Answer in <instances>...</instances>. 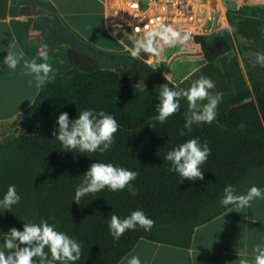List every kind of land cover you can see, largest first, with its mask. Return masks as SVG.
Listing matches in <instances>:
<instances>
[{"label": "trees", "instance_id": "16d2710c", "mask_svg": "<svg viewBox=\"0 0 264 264\" xmlns=\"http://www.w3.org/2000/svg\"><path fill=\"white\" fill-rule=\"evenodd\" d=\"M230 12L236 33L264 51V8L229 10V18ZM211 42L207 72L221 76L218 66L229 56L231 46L220 35ZM67 57L70 67L64 78L45 80L34 102L13 123L14 134L0 142V197L10 184L22 196L12 212L0 213V231L22 230L26 221L39 222L44 217L83 242L77 264H119L142 239L190 248L195 230L226 212L220 203L226 185L242 193L264 177L259 173L264 172V80L249 87L242 77L233 76L224 86L216 84L213 91L222 92L223 100L211 124L194 125L191 132L183 129L187 102L182 100L180 112L153 129L147 124L156 114L159 86L174 83L148 64L149 53L133 57L132 66L124 70L105 68L75 49L68 50ZM141 84L146 86L140 88ZM249 98L253 101L241 105ZM86 108L111 113L119 123L111 150L103 154L65 151L53 136L62 112L75 119ZM181 130L186 135H180ZM192 137L207 141L211 153L202 165L203 180L182 181L169 171L170 162L164 157ZM96 161L138 171L132 182L137 195L105 188L79 204L73 201L81 176ZM255 185L263 188L264 182ZM138 208L154 220L152 229L138 227L113 240L108 230L111 214L124 217Z\"/></svg>", "mask_w": 264, "mask_h": 264}, {"label": "clouds", "instance_id": "9594fccd", "mask_svg": "<svg viewBox=\"0 0 264 264\" xmlns=\"http://www.w3.org/2000/svg\"><path fill=\"white\" fill-rule=\"evenodd\" d=\"M259 2L264 4V0ZM191 40L190 30L182 31L171 23H159L151 29L145 27L143 34L133 40L130 54L136 58L142 53L160 56L166 47H187ZM5 51L7 55L0 60V65L6 66L9 71L20 67L24 75L31 77L28 81L30 85L35 83L36 87H39L52 72L50 64L26 59L24 52L18 51L13 41ZM40 55L47 58L46 52H41ZM252 63L253 66H264V52H257ZM4 69L0 67V71ZM165 78L169 80L167 73ZM171 85L172 87L165 83L159 86L158 95L155 97L159 101L155 108L156 114L150 116L148 126L156 129L158 124L166 123L170 117L180 112L182 100L187 102V109L183 112V129L187 132H191L194 125L211 124L216 120L223 93L213 91L216 84L211 77L201 75L186 88ZM56 123L58 129L53 132V136L60 142L62 149L80 154H103L111 150L115 134L120 127L113 114L93 108L79 111L75 119H70L69 113L62 112ZM180 135H186V132L181 130ZM210 153L207 141L192 137L169 150L164 159L170 162L169 171L178 174L182 181L203 180L205 172L202 165L208 160ZM138 175V171L129 168L111 162L96 161L81 176V182L75 187L73 201L79 204L82 198L101 192L105 188L112 192L127 189L128 193L135 197L137 189L132 182ZM223 193L220 203L227 213L233 212V208L250 207L251 202L256 199H264V188L255 184L244 193L238 192L234 185L228 184L223 188ZM21 201L22 196L16 185H8L6 192L0 197V213L12 212L13 206L19 205ZM153 225L154 220L139 208L124 217L112 213L108 220V230L115 241L129 230L139 227L150 231ZM0 237L3 238V243H0V264H77L82 257L83 242L60 231L55 222L50 223L49 219L44 217H41L39 222L26 221L22 230L13 227L7 233L0 231ZM238 255L239 264H264V242L256 243L252 247L251 258L246 245ZM125 262L144 264L140 256L134 253L124 256L120 264Z\"/></svg>", "mask_w": 264, "mask_h": 264}, {"label": "crops", "instance_id": "0c3cea01", "mask_svg": "<svg viewBox=\"0 0 264 264\" xmlns=\"http://www.w3.org/2000/svg\"><path fill=\"white\" fill-rule=\"evenodd\" d=\"M214 1L221 13L226 15L229 10L243 7L264 8L259 0ZM43 11L49 13L51 20L56 17L82 44L92 46L106 56L127 54L133 58L130 54L133 43L117 39L108 31L102 0H0V60L7 55L5 50L11 41L16 44L18 51L24 52L26 59H35L31 53L35 48L31 46V40L34 42L43 37L37 28L29 31L27 23L30 21L24 18L39 20ZM56 49L59 48L43 46L39 48V55L41 52L55 54ZM70 49L74 48L68 47L66 51ZM66 58L69 65V59ZM0 67L5 68L0 71V123H4L23 115L43 84L39 87L35 83L30 85L28 81L31 77L24 75L20 67L15 71L7 70L6 66ZM51 73L46 80H51ZM232 211L224 212L199 226L188 249L142 239L130 253L139 255L144 264H239L238 252L243 251L245 245L251 258L252 247L264 242V199H256L250 207L233 208ZM0 243H3L2 237Z\"/></svg>", "mask_w": 264, "mask_h": 264}, {"label": "rangeland", "instance_id": "374dc122", "mask_svg": "<svg viewBox=\"0 0 264 264\" xmlns=\"http://www.w3.org/2000/svg\"><path fill=\"white\" fill-rule=\"evenodd\" d=\"M96 5L100 7L97 3ZM43 12L39 20L38 18L35 20L32 18L31 20L29 18L26 20L24 18V20L30 21L27 23L29 31L37 28V32L43 37V39L39 38L34 42L31 40V46L35 47L31 50V53L38 63H48L51 65L53 73H51V79L64 78L69 68L68 62L66 61V50L68 47L74 48L78 52L96 59L99 64L105 68L124 70L132 66V58L127 54L109 55V57L106 55H99L97 51L89 48L86 44H82L56 17L54 20H51L49 19V13L46 11ZM231 13L232 12H230V18L229 12L227 14L228 26L224 31L218 34L192 36V40L187 47H182L180 45L166 47L160 56L149 53L151 58H149L148 64L155 68L163 77H165V73H167L169 81L176 85H180L187 81L192 82L201 75L211 77L207 72L211 57V41L215 35H220L228 39L231 51L229 56H227L222 63H219L218 71L221 73V76L217 73L211 77L215 84H218V87L224 86L233 80V76L242 77L249 87L263 81L264 66L259 64L253 66L252 63L255 61V54L261 51L258 50L257 45L253 41H249L236 33L235 28L231 25V19L234 18V15ZM233 21L234 20H232V23ZM229 28L233 30L230 31ZM43 46H54L59 49L55 50V54L46 52L47 58L45 59L39 55V48ZM63 50H65L64 53L62 52ZM145 86L146 84H141L140 88ZM17 121H19V119L0 123V142L14 134L15 127L13 123H17ZM259 173L261 175L264 174V172ZM262 182H264V177H260L254 184H261ZM240 190L241 189H239V191ZM245 191L244 189V192Z\"/></svg>", "mask_w": 264, "mask_h": 264}, {"label": "built area", "instance_id": "2783aa9c", "mask_svg": "<svg viewBox=\"0 0 264 264\" xmlns=\"http://www.w3.org/2000/svg\"><path fill=\"white\" fill-rule=\"evenodd\" d=\"M102 1L108 31L125 42L133 43L145 27L151 29L159 23H171L182 31L190 30L193 37L218 34L228 26L227 15L221 13L214 0Z\"/></svg>", "mask_w": 264, "mask_h": 264}, {"label": "water", "instance_id": "95a60500", "mask_svg": "<svg viewBox=\"0 0 264 264\" xmlns=\"http://www.w3.org/2000/svg\"><path fill=\"white\" fill-rule=\"evenodd\" d=\"M253 101V98H249V99H247L246 101H244L241 105H243V104H247V103H250V102H252Z\"/></svg>", "mask_w": 264, "mask_h": 264}]
</instances>
